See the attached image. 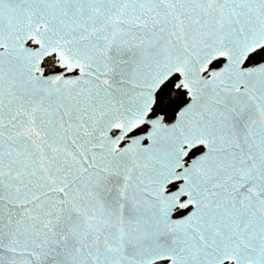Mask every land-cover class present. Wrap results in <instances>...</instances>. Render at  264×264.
Masks as SVG:
<instances>
[{"label": "snow or ice", "instance_id": "1", "mask_svg": "<svg viewBox=\"0 0 264 264\" xmlns=\"http://www.w3.org/2000/svg\"><path fill=\"white\" fill-rule=\"evenodd\" d=\"M0 264H264V0H0Z\"/></svg>", "mask_w": 264, "mask_h": 264}]
</instances>
